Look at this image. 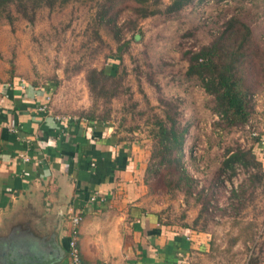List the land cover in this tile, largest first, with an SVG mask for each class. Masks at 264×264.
I'll return each mask as SVG.
<instances>
[{
    "label": "rangeland",
    "instance_id": "1",
    "mask_svg": "<svg viewBox=\"0 0 264 264\" xmlns=\"http://www.w3.org/2000/svg\"><path fill=\"white\" fill-rule=\"evenodd\" d=\"M172 1L161 0L163 13L139 20L135 29L129 2L116 8L121 12V29L101 23L104 0L45 7L34 22L16 11H12L13 21L3 15L0 82L57 83L50 94L51 114L81 117L93 112L99 118L109 114L107 123L125 141L149 151L148 163L156 117H164L165 104L173 101L183 122L190 125L184 164L195 183L175 189L161 168L159 176L145 180L149 209L161 212L167 223L212 234L216 260L264 264V170L256 179L255 169L238 167L233 177L227 173L217 180L228 151L253 148L256 137L264 134V93L255 95L249 122L229 128L210 110V96L185 78L186 52L210 44L231 17L250 23L264 39V1L208 0L168 14L164 10ZM125 44L122 94L108 107L94 103L87 70H112V60Z\"/></svg>",
    "mask_w": 264,
    "mask_h": 264
},
{
    "label": "crops",
    "instance_id": "2",
    "mask_svg": "<svg viewBox=\"0 0 264 264\" xmlns=\"http://www.w3.org/2000/svg\"><path fill=\"white\" fill-rule=\"evenodd\" d=\"M48 85L0 82V264H66L73 209L85 264H229L212 234L149 209L147 149L110 123L42 113Z\"/></svg>",
    "mask_w": 264,
    "mask_h": 264
},
{
    "label": "trees",
    "instance_id": "3",
    "mask_svg": "<svg viewBox=\"0 0 264 264\" xmlns=\"http://www.w3.org/2000/svg\"><path fill=\"white\" fill-rule=\"evenodd\" d=\"M82 1L95 0H0V17L6 15V19L13 21L12 11H16L29 22H34L42 8L53 9L58 5ZM151 1L104 0L103 9L99 12L101 23L121 29L118 26L121 12L116 8L124 2H129L131 3L130 22L132 21L133 29H135L139 20L163 13L161 0H156L154 3ZM206 1L208 0H173L164 12L178 14L195 2ZM213 35L215 39L210 44L186 52L188 67L185 78L201 87L210 96V110L219 116L221 123L229 128L246 125L254 109L255 95L264 93L263 35L250 23L244 22L237 16L229 18L223 23L222 30ZM127 45L119 47L118 54L112 60L114 63L112 70L109 71L106 68L87 70L86 79L94 103L101 102L108 107L116 97L122 94L123 76L120 68ZM57 87V83H50L46 94H52ZM47 97L46 95V99ZM165 106V116L156 117L157 129L153 130V152L145 173V180L149 178V175L159 176L161 168H165L170 186L175 189L176 187L190 188L195 180L184 164L186 137L190 125L183 122L182 113L173 101L166 103ZM81 117L87 119L90 124L103 125L107 123L110 115L106 114L99 118L91 112L82 114ZM263 135L259 134L256 137L253 148L228 151L218 170L217 180L221 181V176L227 173H231L233 177L238 167L248 171L255 169L258 174L253 178L259 179V172L264 170Z\"/></svg>",
    "mask_w": 264,
    "mask_h": 264
},
{
    "label": "built area",
    "instance_id": "4",
    "mask_svg": "<svg viewBox=\"0 0 264 264\" xmlns=\"http://www.w3.org/2000/svg\"><path fill=\"white\" fill-rule=\"evenodd\" d=\"M50 99L51 96L48 95L47 103H45L40 107V111L46 115L51 114L50 106H49ZM58 117H59L57 118L58 120L62 119L61 116ZM23 158L27 162L31 160L30 157L27 155H25ZM105 201L106 199L103 196L99 195L98 193H94L90 198L91 203H100ZM70 221H71V238L69 242L68 260L66 264H85L82 260L81 248L79 243L80 226L83 221V217L80 211H75V209H73V212L70 216Z\"/></svg>",
    "mask_w": 264,
    "mask_h": 264
}]
</instances>
